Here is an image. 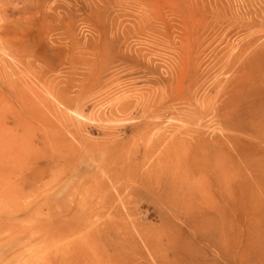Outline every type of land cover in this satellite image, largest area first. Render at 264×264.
<instances>
[{
    "label": "rangeland",
    "instance_id": "374dc122",
    "mask_svg": "<svg viewBox=\"0 0 264 264\" xmlns=\"http://www.w3.org/2000/svg\"><path fill=\"white\" fill-rule=\"evenodd\" d=\"M37 1L0 0V28H6L0 38V61L14 63L3 50V42L22 37L33 50L47 54L54 70L51 75L58 77L62 88H71V103L68 108L61 107L64 115L47 111L42 118L58 130L60 138L75 142L80 154L74 167L54 168L41 183L25 188L26 156L32 154V142L49 127L41 119H32L18 130L4 127L0 130V139H4L0 152L16 150L23 158L10 161L14 168L11 178L0 177V210L21 207L31 212L32 216H20L19 225L25 229L34 217L67 210L78 213L77 221L85 226L74 229L76 233L63 241H58L59 237L35 241L9 257L7 264H56L65 251L70 264H88V260L94 264H191L193 259L202 264H264V111L252 112L250 101L238 103L235 111L240 131L222 124L212 113L213 107L227 98L220 91L228 87L236 70H229L228 56L253 41L250 51H261L264 60V0ZM151 21L173 32L171 47L166 34L147 30ZM181 36L188 42L187 56L204 49L202 71L206 75L198 92L200 100L192 101L202 113L191 118L168 112L167 118L145 120L143 107L167 88L161 80L171 75L174 88L186 83L182 75L176 77L178 68L174 66L178 61L183 73L186 70L185 57L182 52L177 54ZM200 37L204 38L203 47L198 44ZM38 90L55 102L44 89ZM124 103L129 104L128 109L119 112ZM65 122L72 125L69 130L77 131L87 149L64 128ZM148 123L159 126L149 127ZM186 129L195 136V131L201 132L210 149L208 162L233 170L240 190L208 194L205 187L209 180L190 175L187 156L190 145L195 144L191 137L186 147L165 151L171 138ZM229 136L244 142L242 153L249 162L232 152L227 157L218 149ZM56 152L55 148L51 151ZM129 165L138 177L124 176L118 182L108 179L107 168L115 173ZM174 167L197 189L187 197L219 203L196 208L202 222L217 229L216 245L195 240L194 231L185 224L187 213L192 214L189 209L174 212L153 190L139 187L142 177L170 176ZM21 184L23 190L17 188ZM36 209L42 213L33 214ZM88 224L91 228L86 229ZM211 225L206 223L205 228ZM9 242L0 243L4 246ZM68 242L71 246L67 248Z\"/></svg>",
    "mask_w": 264,
    "mask_h": 264
},
{
    "label": "bare ground",
    "instance_id": "6f19581e",
    "mask_svg": "<svg viewBox=\"0 0 264 264\" xmlns=\"http://www.w3.org/2000/svg\"><path fill=\"white\" fill-rule=\"evenodd\" d=\"M39 1L37 2L39 3ZM144 3H146L145 0ZM155 19L157 22L163 21L162 19ZM156 21H151L152 23L147 26V30L159 36L166 34L164 36L166 38V43L171 47V34L173 32L167 31L164 26L160 28ZM27 26H30V24H27ZM5 30L6 28H0V38L1 34H6ZM181 37V49L178 50L177 54L179 55L182 52L185 57L184 62L186 63V70H184L185 72L183 73L181 62L176 61V65L174 66L178 68L176 77L182 75L181 77L186 78V83L184 84L182 82L177 88H174L171 86V84H173L171 75H169L168 80H161L160 82L165 84L167 88L156 99L143 107L142 113L145 120L152 118H167L168 112H176L178 115L190 116L191 118H196L202 113V109L192 101L193 99H199L198 92L202 87L203 76L206 75V72H204V70L202 71L203 55L205 54L204 49L202 51L197 50L196 54L192 53L187 56L186 47L188 46V42H185L183 36ZM199 43H201L200 46L203 47V37H200L198 40V44ZM251 46H253V41H250L247 46L240 49L238 53L234 54L232 52L231 55L228 56L227 66L229 70H236L228 87L220 91L222 93L221 96L228 95L227 98L222 103L215 105L212 109V113L222 124L226 126H235V131L242 130L240 123H236V121H238L236 119L238 110L235 111V107H238L240 103L243 101H250V103H253L251 106L252 112L259 113L264 111V60L261 59V51H250L252 48ZM3 50L6 51V54H8L14 63L4 59L0 61V130H3L4 127H6L8 131L12 129L18 130L19 128H23L22 126L24 124L30 123L32 119H41L46 125L45 127H49L45 128L42 135L35 141H31V151L33 155L30 153L28 157L26 156L29 167L28 169L26 168L27 174L24 175L22 179L25 188H27L31 187V185L41 183L53 172L54 168L64 170L70 169L74 167V163L77 162L80 149H78L75 142H71L65 137L60 138L58 130L52 129L54 127H51L50 124H47L45 118H42V114H45L47 111L54 116L64 115L60 109L61 107L68 108V106H70L71 100L68 97V93L71 88L69 85L65 88L60 86L61 82L58 77H53V75H51L54 70L52 66L49 65L47 54L38 53L37 50H33L32 45L29 44L28 40L23 39V37L11 41L4 40ZM94 55L100 57V54ZM179 59H181V55ZM260 60L263 63L260 62ZM217 64H220V62H217ZM188 70L192 73L190 74ZM167 82L170 84V87ZM38 88L44 89L48 95L55 99V102L52 103L47 97H42ZM28 91L36 95L39 101L31 98ZM244 94H248L249 96L247 95L246 97ZM244 97H246V100H244ZM178 104L187 106L180 107L177 106ZM128 107L129 104L124 103L118 110L120 112V110H126ZM8 111L9 113L7 114ZM71 126L72 125L68 122L64 123L65 129L69 130ZM147 126L158 127L159 125L148 123ZM9 128H11V130ZM69 131L79 146L81 145L85 147V149L88 148L77 131H72V129ZM191 133L190 130L186 129L184 132H181L180 135H174L165 146V151L172 150L178 146L181 147L182 145L186 147L189 141L188 138L191 137V141H195V144L190 145V153L187 156L188 164L190 165V175L192 177L200 175L203 180L205 178L209 180V183L206 181L207 187H205V191L208 194L211 192L213 195L217 192L221 193V191H227L232 194L233 191L240 190L241 186L234 183L236 175L233 170L230 171L227 167L219 166L216 162H208L206 158L210 154V149L206 142L202 140L201 132L195 131L196 136L191 135ZM3 142L4 139L2 137L0 143ZM13 142L18 143L20 141L14 140ZM223 143L224 144L220 143L218 149L222 150L227 157L229 155L231 156L232 153H236L234 155H238L239 158L249 162V157H246L245 154L242 153L244 150L242 146L245 145L242 140L229 136ZM54 148L55 151H57L56 154L51 153ZM21 158H23V154L16 150L15 152H0V177L2 179L11 178L14 173V168L11 167L12 163L10 161L12 160V162H14ZM128 167L123 166L115 173H111L110 169L108 170L107 168L106 173L108 174V179L118 182L125 177H138L136 169L133 170L131 165ZM247 168L249 171H252L251 168ZM173 170V174L169 173L170 176L163 174L161 177L150 178L146 175L145 178L142 177L140 179L139 187L153 190L156 196H161L162 204L174 212L185 208L189 209L192 214L189 212L188 215L187 213L188 217L185 218V224L194 231L196 236L195 240H199L198 242L209 241L212 245L213 242L215 244L217 229L214 228L215 226H212L210 222L206 223L211 226L205 228L206 223L205 221L202 222L203 220L199 218V216H201L200 213H198L200 210L196 208L200 206L215 207L219 206V203L216 201L213 202V200L192 201L186 194L197 190L194 183L184 180L183 177H181V172L178 167H174ZM172 175H174V177H172ZM20 186L21 188H17L23 190V185L21 184ZM103 186H105V184ZM201 188H203V186ZM183 198H185L184 201ZM187 199L188 202L186 201ZM23 210L24 209L21 207L0 210V242H4L5 240H8V242L10 241L4 246L0 243V264H7L6 261L9 257L20 252L22 248L24 249L30 246L35 241L42 243L47 241V239L56 237H59L58 241L69 239L70 234L76 233L74 229L84 225L80 223V221H77L79 214L76 212L73 213V211L67 210L54 213L48 211L45 216L38 218L34 217L33 223L25 229L19 225V223H21L20 216L23 214L32 215L31 212L29 213ZM32 213L39 215L42 212L40 209H36ZM199 221L202 225L199 224ZM88 228H91L89 224L86 225V229ZM90 230H87L88 239H90L91 236L89 235ZM61 236L64 237L62 238ZM11 238L15 240L11 241L13 240ZM87 244H89V241H87ZM67 245V248L71 246L69 242ZM75 248L76 246L72 247L69 251L72 252ZM66 253L65 251V254L63 253L64 255L58 259L56 264L71 263L70 257H67L68 253ZM193 261L196 264H202L197 260L193 259ZM87 263L94 264L91 260H88Z\"/></svg>",
    "mask_w": 264,
    "mask_h": 264
}]
</instances>
